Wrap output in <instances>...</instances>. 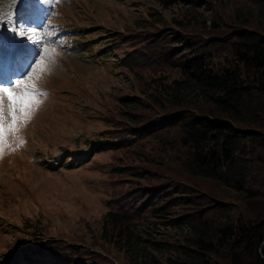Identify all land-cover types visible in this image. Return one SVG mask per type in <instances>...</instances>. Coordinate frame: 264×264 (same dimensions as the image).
Returning a JSON list of instances; mask_svg holds the SVG:
<instances>
[{
  "label": "trees",
  "instance_id": "trees-1",
  "mask_svg": "<svg viewBox=\"0 0 264 264\" xmlns=\"http://www.w3.org/2000/svg\"><path fill=\"white\" fill-rule=\"evenodd\" d=\"M185 1L205 3L159 0ZM249 2V14L219 10L207 24L180 10L177 30L164 20L112 39L114 49L129 45L121 65L139 75L140 95L113 97L99 113L106 126L75 139L100 133L91 156L112 154L101 237L50 242L27 218L17 227L22 245L2 264H134L113 251L130 247L147 221L177 234L146 239L142 264H264V0ZM128 101L138 105L124 111Z\"/></svg>",
  "mask_w": 264,
  "mask_h": 264
},
{
  "label": "rangeland",
  "instance_id": "rangeland-1",
  "mask_svg": "<svg viewBox=\"0 0 264 264\" xmlns=\"http://www.w3.org/2000/svg\"><path fill=\"white\" fill-rule=\"evenodd\" d=\"M249 1L204 0L200 7L185 1L165 7L159 0H62L46 8L3 0L0 15L8 23L0 25V47L4 52L0 82L9 83L29 70L28 65L39 51L37 40L62 43L55 44L61 53L59 66L43 84L50 96L24 133L27 146L0 162V264L22 245L17 241L20 237L17 227L23 226L27 218L34 229L47 230L50 242L61 236L77 243L73 239L80 237L85 241L78 244L85 246L93 238L101 237L99 220L111 207L108 194L112 189L106 181L112 154L109 151L91 156L93 147L104 139L100 133L80 143L75 139L87 129L92 130L90 134H96L97 129L106 126L99 113L114 107L113 97L140 95L139 75L121 65L129 45L122 43L114 49L112 39L118 37L121 42L129 34L164 20L168 30H177L180 10L195 12L197 22L207 20V24L210 23L207 18L219 10L249 14V6L253 7ZM53 10L57 14L49 16L48 12ZM15 12L25 25L38 31L25 32L23 37L10 31ZM46 32L53 35L47 36ZM8 50H12V57H7ZM137 105L136 101H128L122 102L121 107L131 111ZM71 130H75L73 134H66ZM229 199L239 203L242 197L231 190ZM141 230L130 247L117 246L113 252L122 259L123 255L132 254L131 258L137 260L133 263L142 264L145 258L138 250L146 239L167 235L173 239L172 235L177 234L176 228L149 221L144 222ZM102 237L107 239L105 235ZM95 248L99 251V247Z\"/></svg>",
  "mask_w": 264,
  "mask_h": 264
},
{
  "label": "snow or ice",
  "instance_id": "snow-or-ice-1",
  "mask_svg": "<svg viewBox=\"0 0 264 264\" xmlns=\"http://www.w3.org/2000/svg\"><path fill=\"white\" fill-rule=\"evenodd\" d=\"M15 3H30L33 5H43L46 8L54 4H59L62 0H14ZM3 11V0H0V12ZM53 10L48 12L49 16H55ZM11 21L13 27L9 29L17 32L21 37L25 32L36 33L38 29L29 27L18 18V12L13 14ZM8 20L0 15V25L6 26ZM51 24V20H48ZM47 36L53 35L51 32L45 33ZM39 51L32 62L28 65V71L9 83L0 82V162L7 156L15 155L20 149L27 146L24 133L29 125L43 107L50 93L47 92L43 84L50 78L58 68V57L60 52L55 46L56 43L37 40ZM4 63V52L0 47V67Z\"/></svg>",
  "mask_w": 264,
  "mask_h": 264
},
{
  "label": "bare ground",
  "instance_id": "bare-ground-1",
  "mask_svg": "<svg viewBox=\"0 0 264 264\" xmlns=\"http://www.w3.org/2000/svg\"><path fill=\"white\" fill-rule=\"evenodd\" d=\"M10 51H12V50H8V52H6V54H7V57H12L11 56V52Z\"/></svg>",
  "mask_w": 264,
  "mask_h": 264
}]
</instances>
